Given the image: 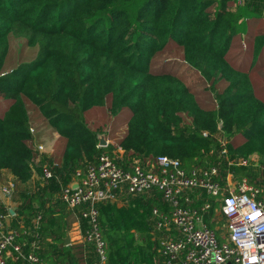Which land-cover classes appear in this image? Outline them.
Returning a JSON list of instances; mask_svg holds the SVG:
<instances>
[{
    "label": "trees",
    "instance_id": "trees-1",
    "mask_svg": "<svg viewBox=\"0 0 264 264\" xmlns=\"http://www.w3.org/2000/svg\"><path fill=\"white\" fill-rule=\"evenodd\" d=\"M262 68L264 13L250 0H0V168L22 187L12 225L30 228L39 215L46 264L92 260L89 243H63L72 214L57 192L112 148L97 145V134L123 125L120 166L157 154L186 168L214 164L219 176L261 185L264 199V82L251 76ZM25 100L64 139L59 156L33 150ZM219 132L232 155L257 152L256 165L219 156ZM95 206L105 264H152L151 208H166L161 193Z\"/></svg>",
    "mask_w": 264,
    "mask_h": 264
},
{
    "label": "built area",
    "instance_id": "built-area-1",
    "mask_svg": "<svg viewBox=\"0 0 264 264\" xmlns=\"http://www.w3.org/2000/svg\"><path fill=\"white\" fill-rule=\"evenodd\" d=\"M105 139L112 148L76 168L57 192L73 218L69 227L72 234L67 230L69 241L89 243L93 252V259L83 264H105L106 260L96 203L123 204L128 196L146 194L151 189L161 193L166 205L165 209L151 208V235L157 251L152 264H264L261 185H254L244 176L236 178L230 172L219 176L214 164L182 167L177 158L166 154L135 158L122 167L117 160L123 157V149L115 141ZM217 141L219 156L228 164L250 163L248 157L229 153L227 139L221 132L217 133ZM49 175L43 164L41 176ZM72 182L76 184L71 186ZM14 191L12 177L6 174L0 182V264H46L37 251L39 215L32 219L30 228L16 229L12 225L17 204L12 206V201L7 203L3 197L10 200ZM24 234L31 237L27 239Z\"/></svg>",
    "mask_w": 264,
    "mask_h": 264
},
{
    "label": "crops",
    "instance_id": "crops-1",
    "mask_svg": "<svg viewBox=\"0 0 264 264\" xmlns=\"http://www.w3.org/2000/svg\"><path fill=\"white\" fill-rule=\"evenodd\" d=\"M260 1H261V5L259 7H256V8L260 9L261 13H264V2L262 0H260ZM243 46H244V44H243ZM251 76L253 78L255 77L257 79V80L255 79L256 81L264 82V68L255 71ZM27 114H28V121L30 122V128L32 129L30 140H31V145H32L33 150L35 148H37L38 145H41L42 146L41 148H37L38 152L50 154L53 151L54 144L56 143V140H57L56 139V137L58 135L57 132L53 128L49 127L46 124V121H44V119L42 118V116L38 112L37 108H35L34 106L33 107L27 106ZM36 122H39V123L37 124ZM123 130H121V131L123 132ZM46 136H49V137H46ZM113 141L116 142V140H113ZM36 157L37 156H35V160L37 159ZM248 158H249V162H250L249 164H251L253 166L256 165L257 158L256 159H251L250 157H248ZM3 171H4V173L11 175L10 171H8L4 167H1L0 172H3ZM11 177H12V175H11ZM31 177H32L31 178V181H32L31 186H33L32 184L34 183V180L37 178V173L33 172ZM12 179H13V177H12ZM12 198L13 197H10L9 199H11V201H12ZM3 199L7 203L9 202L8 200H6V198L3 197ZM0 200H1V197H0ZM14 201H16V202L14 203ZM18 201H19V195H17L16 200H14V198H13L14 205L17 204ZM70 243H73V242H70Z\"/></svg>",
    "mask_w": 264,
    "mask_h": 264
},
{
    "label": "rangeland",
    "instance_id": "rangeland-1",
    "mask_svg": "<svg viewBox=\"0 0 264 264\" xmlns=\"http://www.w3.org/2000/svg\"><path fill=\"white\" fill-rule=\"evenodd\" d=\"M263 2H264V0H262ZM250 3H252V4H254V6H256V7H259L260 5H261V1L260 0H250ZM19 45H20V40L19 39H17V38H13L12 39V41H11V46H12V48L14 47L15 48V50H18L19 48ZM33 51H35V49L33 50ZM32 54V53H31ZM27 59V58H26ZM194 77L196 78V76L194 75ZM192 79H194V78H192ZM191 79V80H192ZM25 103H26V105L27 106H36L34 103H31V102H29V101H27V100H25ZM37 124L39 123V122H36ZM40 125V124H39ZM124 129V125L123 126H121L120 128H119V130L117 131V132H115L114 134H107L106 135V137L105 138H110V140L112 139V140H116V138L118 137V135H121V133H122V131L121 130H123ZM33 137V136H32ZM46 137H49V136H46ZM56 143L54 144V148L53 149H55V151H56V155L57 156H59L60 155V153H61V150H62V148H63V145H64V139H62L61 137H59L58 135H57V137H56ZM248 157H250L251 159H259L260 158V155L257 153V152H252V153H250V154H248ZM5 176H6V173H4V171L3 172H0V182H2L3 180H4V178H5ZM13 180V182H14V178L12 179ZM20 187V188H19ZM19 187H17V188H15V191H14V193L12 194V197L14 198V200H16L17 199V195H18V192H19V190H21V186H19ZM26 188H31L32 186H31V183H29V184H27L26 186H25ZM13 198H12V206L14 205V203L16 202V201H14V203H13ZM8 201H11V199L10 200H8ZM68 231H70V232H73L71 229H69ZM72 236H74V235H72ZM84 263V262H83Z\"/></svg>",
    "mask_w": 264,
    "mask_h": 264
},
{
    "label": "water",
    "instance_id": "water-1",
    "mask_svg": "<svg viewBox=\"0 0 264 264\" xmlns=\"http://www.w3.org/2000/svg\"><path fill=\"white\" fill-rule=\"evenodd\" d=\"M97 138H98V144H99L100 146H105V145H106V139L104 138L103 133H98V134H97ZM75 184H76V182H72L71 186H72V185H75ZM10 211H12L11 208H10ZM63 243H64L65 245H67V244L70 243L68 233H66V234L64 235V237H63Z\"/></svg>",
    "mask_w": 264,
    "mask_h": 264
}]
</instances>
